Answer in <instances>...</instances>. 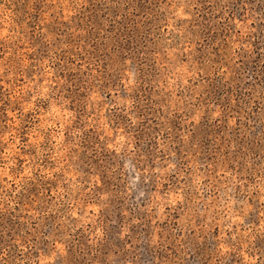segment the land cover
<instances>
[{"label":"rangeland","instance_id":"rangeland-1","mask_svg":"<svg viewBox=\"0 0 264 264\" xmlns=\"http://www.w3.org/2000/svg\"><path fill=\"white\" fill-rule=\"evenodd\" d=\"M0 264H264V0H0Z\"/></svg>","mask_w":264,"mask_h":264}]
</instances>
